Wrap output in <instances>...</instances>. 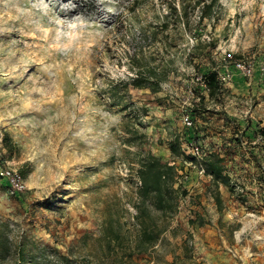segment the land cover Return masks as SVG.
<instances>
[{
	"label": "rangeland",
	"instance_id": "1",
	"mask_svg": "<svg viewBox=\"0 0 264 264\" xmlns=\"http://www.w3.org/2000/svg\"><path fill=\"white\" fill-rule=\"evenodd\" d=\"M178 1L0 0V152L27 185L12 196L0 179V264H19V245L24 264H62L47 245L74 264H99L102 226L119 218L133 227L140 147L174 162L187 191L156 248L163 257L185 240L195 256L204 222L222 229L231 264L264 243V0H219L202 24L192 6L188 24L170 15ZM236 60L253 74L239 73ZM147 67L166 73L158 90L129 87L127 106L107 93ZM225 69L233 78L215 94L196 82ZM187 138L206 153L215 147L239 177L234 190L219 183L222 208L212 175L183 151Z\"/></svg>",
	"mask_w": 264,
	"mask_h": 264
},
{
	"label": "trees",
	"instance_id": "2",
	"mask_svg": "<svg viewBox=\"0 0 264 264\" xmlns=\"http://www.w3.org/2000/svg\"><path fill=\"white\" fill-rule=\"evenodd\" d=\"M190 2V0H179L178 5L172 3L170 15L174 13L177 20L188 24L189 7L192 6L191 10L198 12L199 24H202L206 18L211 20L217 16L216 7L219 0ZM203 77L207 81L211 94H215L222 88L217 70H210L203 74ZM165 78L166 73L157 71L155 67L139 68L134 76L121 81V86L120 83L110 86L107 93L127 106L131 102L128 93L129 87H150L155 91L160 88V82ZM198 95L199 99L195 102L194 110L202 113L206 110L205 96L199 93ZM190 114L192 116L191 112ZM224 116L228 117L227 114ZM137 117L138 114H134L131 118ZM236 126L238 125L236 124ZM260 130L264 135V129ZM253 131L258 133L257 129ZM130 132L132 131L130 130ZM134 136L141 137L144 136V133L134 128ZM3 139L5 146L9 147V137L5 135ZM170 148L173 152L177 151L174 143L170 144ZM138 150L136 174L139 184L134 201L136 212L134 213L133 227L124 230L123 223L119 218H111L102 226L100 244L102 255L99 264H203L202 261L195 258L192 245L188 240L184 241L182 252H174L171 260L158 253L156 248L164 240V233L169 228V220L178 210L179 198L187 191L181 183L177 184L179 171L174 163L164 160L150 149L140 147ZM253 156L257 158L255 154ZM204 164L207 172L212 175V181L216 186L212 195L218 207L222 208L219 183H224L230 190H234L235 185L241 181L238 176L230 174L225 156L218 151L208 152L204 157ZM45 247L51 248L52 252L60 257L62 264H74L76 261L71 255L62 254L56 247L49 245ZM18 256L19 264H24V250L20 245ZM78 264L94 263L91 258H85L83 263L80 261Z\"/></svg>",
	"mask_w": 264,
	"mask_h": 264
},
{
	"label": "built area",
	"instance_id": "3",
	"mask_svg": "<svg viewBox=\"0 0 264 264\" xmlns=\"http://www.w3.org/2000/svg\"><path fill=\"white\" fill-rule=\"evenodd\" d=\"M235 68L239 71V73L250 76L254 72V67H251L250 64H247L243 60H236L234 62ZM262 70H264V67H261ZM196 82L199 84L203 89H209L207 81L201 76L196 77ZM218 78L221 83H227L233 78V73L229 69H225L222 71H218ZM191 92L194 94L193 90L191 89ZM199 99V97H197ZM182 119L186 126L193 125V119L190 114V112L186 109L182 113ZM183 151L186 154L192 155V157L199 159L198 164L196 165L197 170L202 175L209 174L207 172L206 166L204 164V157L207 154L204 150V147L202 144H199L198 142H195L193 139H185L183 142ZM174 163V162H172ZM175 164V163H174ZM0 179L3 180L6 184V190L9 195L17 196L21 192L25 191L27 188L26 182L21 174V172L10 165V162L2 156L0 152ZM181 181V179H178Z\"/></svg>",
	"mask_w": 264,
	"mask_h": 264
},
{
	"label": "crops",
	"instance_id": "4",
	"mask_svg": "<svg viewBox=\"0 0 264 264\" xmlns=\"http://www.w3.org/2000/svg\"><path fill=\"white\" fill-rule=\"evenodd\" d=\"M210 151H216V148L213 147ZM221 231L222 229L217 225H210L205 222L194 229L195 256L202 260L203 264L232 263L227 259V252L222 249V245L220 244L221 242H225ZM253 249V252L249 251L250 257L246 259V264H264V243Z\"/></svg>",
	"mask_w": 264,
	"mask_h": 264
}]
</instances>
